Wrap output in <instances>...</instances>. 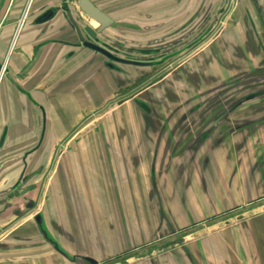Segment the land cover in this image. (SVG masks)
Returning a JSON list of instances; mask_svg holds the SVG:
<instances>
[{"label":"crops","instance_id":"crops-1","mask_svg":"<svg viewBox=\"0 0 264 264\" xmlns=\"http://www.w3.org/2000/svg\"><path fill=\"white\" fill-rule=\"evenodd\" d=\"M47 48L11 56L42 110L25 97L0 108V264H264V94L223 121L219 109L199 136L187 129L224 92L264 91V0H235L160 78L89 49L59 66Z\"/></svg>","mask_w":264,"mask_h":264},{"label":"flooded vegetation","instance_id":"flooded-vegetation-1","mask_svg":"<svg viewBox=\"0 0 264 264\" xmlns=\"http://www.w3.org/2000/svg\"><path fill=\"white\" fill-rule=\"evenodd\" d=\"M174 1L177 5H181L183 2V0ZM202 1L203 3L201 4L199 0H195L193 5L201 4V6L199 5L193 11V14L175 24L172 22L174 17H165L159 21L157 19L160 17H158L157 12L143 13L145 18L152 21L146 23L136 21L137 25L134 24L135 28L148 32L159 28L166 30L163 33L165 34L164 37L160 39L153 37L148 41L140 37H129L113 29H108L116 20L93 0L92 2L96 6L113 19V22L102 30H96V26L99 23L96 26L92 24L93 19H88V15L79 5L78 0H40L38 3L36 0H0V89L4 79H6V75H11L12 81L7 83L9 88L7 91L8 97L14 100L24 97L28 98L31 102L30 104L28 103L29 113L33 111V107L42 110L41 106L35 101L33 92L23 87L19 82L18 75L12 72V53L22 50L25 46H30L31 48L32 53L30 56L26 55L28 59L30 58V61L37 59L40 50L47 47L43 55L45 60H53L55 58L54 54L56 52L59 54L61 51L62 53L57 56L59 57V66L82 49H89L96 55H101L104 58L103 63L105 66L120 72L123 70L121 65L130 64L114 60L102 52L85 45L86 42H90L105 48L116 57L142 63L132 65L146 68L159 65V70L163 72V70L172 65L175 66L181 60L185 51H192L201 41L213 33L232 6V0H222L219 10L214 12L211 6L202 7L203 4H207L205 0ZM217 13L218 17H216ZM153 19L156 20L153 21ZM88 28L93 29L95 35H91ZM23 37L24 42H22ZM186 39L189 40L186 42ZM140 54H144L146 58H139L138 55ZM159 70L157 69L158 72ZM156 74L157 72H150L145 76V80L152 78ZM141 84L142 81H138L136 86L127 88L122 92L124 94L129 93L132 89L141 86ZM137 100L141 99L134 97L135 104L151 118L153 106L145 102L148 108L144 109L138 105ZM226 108L219 115V121L227 118H223ZM44 122L46 124L45 116ZM42 129L39 139L36 140V142H41L39 145L44 140V127ZM3 133L6 136V132ZM3 133L0 134V143L5 142ZM39 145L37 143L35 145L32 144L24 152L25 158L27 159L31 154L34 155L38 151Z\"/></svg>","mask_w":264,"mask_h":264},{"label":"rangeland","instance_id":"rangeland-1","mask_svg":"<svg viewBox=\"0 0 264 264\" xmlns=\"http://www.w3.org/2000/svg\"><path fill=\"white\" fill-rule=\"evenodd\" d=\"M93 1L97 5H99L103 10H105L110 16H112V18H114V20H116L115 23H113V25L108 27V29L109 28L111 30L113 29V30L118 31V32H120L126 36H129V37L130 36L140 37V38H143V39L148 40V41L151 40L153 37H156L159 39L161 37H164L165 34H163V33H165L166 30L163 28H159L157 30L148 32L145 30L143 31V30H139L138 28H135L134 24H136V21H139L140 23H143V22L146 23V22L152 21L150 19L145 18L143 16V13H145V12L156 13L157 12L159 15L158 17H160L157 19L159 21L165 17H168V18L174 17V18H172L173 19L172 22L175 24V23H178L179 21H181L182 19L187 18L189 15L193 14V11L196 10L199 7V5L201 6V4L203 3L202 0H199V2L201 4H198V5L196 4L197 5L196 6L195 4L193 5L195 0H183L181 5H177L174 0H93ZM205 1L207 2V4H203L202 7L205 6V8H206L207 6H211L213 8V3H214L213 0H205ZM36 2L38 3V2H40V0H36ZM209 2H210V4H209ZM218 4H220V2ZM232 4L233 5L235 4V0L231 1V5ZM217 10H219V7L217 8ZM215 11L216 10L214 9V12ZM231 13H232V6H231L230 11L226 15H224V18H226V16H229V14H231ZM224 18L217 28L224 26ZM154 20H156V19H153V21ZM188 40L189 39H186V42ZM22 42H24V37L22 39ZM138 57L141 59L146 58V56L144 54L143 55L140 54V55H138ZM182 58H183V55H182ZM155 68H157L159 70L160 66L158 65L157 67H154L152 69L153 72H157V74L152 77L153 79L160 78L161 74H162V71L159 70V72H158L157 69H155ZM152 78H150V79H152ZM11 81H12L11 75L7 74L6 79H4V81L1 85L0 108H2V109L7 108V107H8L7 109H9V110H11L12 108L16 109L15 103L13 102L15 100L13 98L8 97L9 94L7 92L9 90L7 83L11 82ZM256 84L257 83L250 84V85H248L249 88H246V89L255 88ZM250 87H252V88H250ZM151 90L154 91L155 88H152ZM233 91H238V89H234ZM228 92H230V91H228ZM225 93L226 92H224L222 95L218 96L215 100H212L211 102L207 103L206 105L201 106L198 113L191 118L192 121H190V125L187 127V129H191L192 131H195V135L199 136L198 134L200 132L207 130V128H209V126L213 123L215 117H217L216 114H218L220 112L219 109L227 107L230 103L233 102V99L237 95H240L243 92H240L237 95H233L234 96L233 98H230L227 96L224 99L222 97L225 96L224 95ZM19 101H20V99H19ZM246 103H247V101L244 102L243 104H241L240 106H243ZM239 107H237L235 110H237ZM25 110H26V107L24 105H21L20 111L25 112ZM234 111H232V113H230V114H233ZM197 136H196V138H198ZM165 157H167V156L165 155ZM165 159H167V158H165ZM162 160H164V158H162ZM162 165H159V166H162ZM167 167H169V166H167L166 164H165V166H163V168H165V170L167 169ZM156 218L158 219V217H156ZM86 264H88V263H86Z\"/></svg>","mask_w":264,"mask_h":264},{"label":"water","instance_id":"water-1","mask_svg":"<svg viewBox=\"0 0 264 264\" xmlns=\"http://www.w3.org/2000/svg\"><path fill=\"white\" fill-rule=\"evenodd\" d=\"M78 3L83 8L84 12L88 15L89 20L94 19V20L98 21L99 24L96 26V30H102L105 27L109 26L113 22V19L107 13H105L102 9H100L98 6H96L92 2V0H78ZM88 30L90 31L91 35H95V31L93 29L88 28ZM85 45H88V46L92 47L93 49H96V50L102 52L103 54H105L106 56H108L114 60H117L119 62L130 63V64H142L141 62H138L135 60H128V59L116 57V56L110 54V52H108L105 48H103L99 45H96V44H93L90 42L89 43L86 42ZM260 94H264V91L262 90L259 92H253V93H250L248 95H245V96L237 99L228 108H226L224 115H223V118L227 117L230 113H232V111H234L237 107H239L244 102L249 101L250 99H253ZM137 103L140 107H142L144 109L148 108L146 103L142 100H137ZM13 187L19 188V184L16 183L13 186H11V188H13ZM36 220L39 223L41 222L40 215L36 216ZM184 239L185 238H181L180 240H178V242H181ZM173 244L174 243H171V245H173ZM167 246L165 245V247H167ZM84 260L88 264H98L97 260H95L94 258L89 257V256L84 257Z\"/></svg>","mask_w":264,"mask_h":264},{"label":"bare ground","instance_id":"bare-ground-1","mask_svg":"<svg viewBox=\"0 0 264 264\" xmlns=\"http://www.w3.org/2000/svg\"><path fill=\"white\" fill-rule=\"evenodd\" d=\"M92 22H93L95 25H97V21H96V20H94V19H93V21H92Z\"/></svg>","mask_w":264,"mask_h":264}]
</instances>
